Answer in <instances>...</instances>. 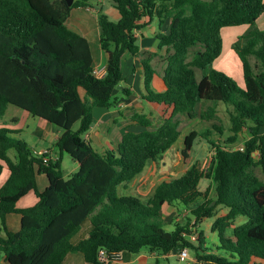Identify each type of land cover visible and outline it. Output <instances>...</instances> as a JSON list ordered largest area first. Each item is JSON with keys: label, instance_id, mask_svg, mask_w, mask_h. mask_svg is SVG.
Masks as SVG:
<instances>
[{"label": "trees", "instance_id": "trees-1", "mask_svg": "<svg viewBox=\"0 0 264 264\" xmlns=\"http://www.w3.org/2000/svg\"><path fill=\"white\" fill-rule=\"evenodd\" d=\"M110 1L119 17L112 20L101 10L97 15L105 66L97 77L87 38L66 24L73 8L91 6L93 0H74L71 5L65 0H0V119L11 104L60 130L54 142L57 159L44 160L14 136L15 130L0 127V176L7 170L0 184V251L5 261L64 264L68 254L80 253L86 263L101 264L100 249L122 252L124 260L144 249L165 254L187 247L199 262L260 264L264 261V30L257 29L255 21L264 12V0ZM154 20L157 47L165 52V89H151L155 69L150 58L143 57L142 99L161 123L149 128L151 118L134 112L131 118L144 129L127 130L114 148L101 151L85 138L93 109L114 107L116 91L130 93L118 86L126 80V59L142 54L135 31ZM244 24L249 27L231 45L241 63L244 85L239 87L212 64L222 52V28ZM192 47L196 48L188 59ZM195 69L202 71L199 79ZM204 100L227 106L231 134L221 145L208 137L209 129L205 133L192 129L183 138L180 155L187 159L201 136L214 150L209 167L200 168L193 161L180 176L164 178L145 200L119 194L118 187L131 182L176 142L177 115L195 117L197 104ZM201 117H216L215 106H207ZM244 128L249 136L241 150L235 145ZM64 154L78 164L68 178L61 166ZM39 174L47 180L42 191L36 184ZM203 179L209 180L206 187H201ZM30 191L37 202L18 208L16 202ZM164 204H182L190 216L166 230ZM218 207L226 212L214 219L211 230L217 231L220 246L217 253H206L203 231L194 240L188 237L190 221L213 217ZM11 213L20 215L15 231L5 224ZM238 216L246 220L235 225ZM230 226L232 238L223 235ZM84 229L85 236L79 237Z\"/></svg>", "mask_w": 264, "mask_h": 264}, {"label": "crops", "instance_id": "crops-1", "mask_svg": "<svg viewBox=\"0 0 264 264\" xmlns=\"http://www.w3.org/2000/svg\"><path fill=\"white\" fill-rule=\"evenodd\" d=\"M91 6L87 7H78V8H73L71 10L70 15L68 16L66 20L67 26L82 34L84 37L87 38L89 45H90V50H91V55H92V61H93V69L95 71H105V66H104V57L102 50L99 46V28L97 24V15L99 11L101 10L102 12L106 13L110 19L116 20L119 17V13L117 9L113 6L112 3H109L108 7L106 5V0H93ZM110 1V0H109ZM111 8V9H110ZM115 8V9H114ZM264 13V12H263ZM262 13V14H263ZM262 14L256 19L255 21V26H260L261 28H264V20L263 22L259 23V20L262 16ZM246 27H243L241 31L238 33L241 34L243 33L249 26L247 24H244ZM241 26V25H239ZM223 29V28H222ZM158 31V26L157 22L154 20L152 22H149L145 26L141 27L140 29H137L135 31V35L137 37V43L140 47V51L142 54L138 57H133L129 56L126 59L125 66H124V74L126 77V80L118 87L120 90L121 87L125 86L129 89L130 93L126 95H121L119 91H116V95L119 97L116 105L112 108H107V109H100V108H94L93 109V123L92 126L90 127L89 131L87 132V138L91 143L97 147L99 150L103 151L105 149H110L114 148L121 138V135L125 133L127 130H134V131H140L144 129L141 125L137 124L132 118L131 115L134 112H139L142 113V109L148 108V114H146L148 117L151 118V116L155 115L157 118V114L155 111L152 109L150 105H148L143 99L142 95L145 92L144 89V83H143V68L141 64V58L143 57H148L150 58V63L155 69V73L153 75L152 81H151V89L155 91H163L165 89V85L162 79V74H163V68L165 66V62L163 61L162 66L158 62H160V59L165 55L164 50H160L157 47V39L155 37L156 33ZM237 35V34H236ZM235 35V36H236ZM99 46V48H98ZM234 52V50H233ZM235 53V52H234ZM236 54V53H235ZM237 56V55H236ZM238 58V57H237ZM161 63V62H160ZM241 64V63H240ZM157 65V66H156ZM159 65V67H158ZM242 73V69H241ZM243 78V76H242ZM145 103L147 105H145ZM9 106V105H8ZM8 109V107H7ZM7 109L6 113L7 114ZM20 109V108H19ZM22 110V109H21ZM26 112L29 116L30 114ZM6 116V115H4ZM32 116V115H31ZM6 118L16 121L18 119L17 116H6ZM7 119V120H8ZM40 121L38 122V129L36 131V137L39 139L41 144L38 143L39 147L32 146V149L34 151H41V150H47L49 156H57L58 157V152L56 147H54V142L57 139L58 135L60 134V130H52V126L49 122L39 118ZM152 121V119H151ZM161 121V120H160ZM5 122V119H4ZM159 125V124H158ZM180 136V135H179ZM179 138V137H178ZM177 141V140H176ZM175 144V143H174ZM174 144L172 146H174ZM173 147H170L168 150H166L163 155L157 159L156 161H151L152 165H149L148 170L151 172L149 175L146 174L147 180L149 179H156L159 177L160 174H164V170H158L159 165L158 162L161 161L163 164L165 163V160L168 159L170 160L172 158L171 155V149ZM175 148V146H174ZM182 146H178L175 148V150L179 149V152L181 151ZM193 150V149H192ZM191 150V152H192ZM191 152L189 157H191ZM180 155V154H179ZM181 157V155H180ZM188 157V158H189ZM182 158V157H181ZM73 165H71L70 169L65 173L63 172L64 178H68L74 171L77 170L78 164L75 160H73ZM63 163V157L61 160V166ZM149 164V163H148ZM147 164V165H148ZM147 165L145 166L144 170L137 175L131 182L133 184H137L138 181L143 179L145 177L144 172L147 170ZM164 167V165L162 166ZM63 171V168H62ZM166 171H168L166 169ZM41 174L38 175L36 184L37 188L39 191H42L46 186H47V180L46 177L40 176ZM161 179L156 182V185L159 184L164 178L163 176L160 177ZM129 182L125 186H120L118 187V192L119 194H130L126 192H120V188L125 190L128 188ZM146 185V182H142V184H139L137 192L142 194V192H145L143 190V186ZM155 185V186H156ZM154 186V188H155ZM153 188V190H154ZM152 190V192H153ZM151 192V194H152ZM150 194V195H151ZM140 197L142 200H144L140 195L136 194H131ZM149 195V196H150ZM148 196V197H149ZM146 197V199L148 198ZM37 196L33 191L28 192L26 195L21 197L17 202L16 206L18 208H25L28 206H31L37 202ZM172 207V208H171ZM170 208V209H168ZM168 212L169 215L174 219L176 215H178L179 211L184 212L187 216H190L188 209L186 207L180 208L178 205H169V204H164L161 208V213L162 217L165 221L164 217V210ZM224 209V208H223ZM226 212V209L222 211V213L216 215L218 217L219 215L223 214ZM18 216V218H17ZM185 217V219H186ZM213 216V218H216ZM241 217L243 216H238L234 224L238 225L242 223ZM212 218V217H210ZM208 219V218H205ZM205 219L201 220L204 221ZM194 219H191L190 221V228H191V222L193 223ZM182 221V220H181ZM185 221V220H184ZM182 221V222H184ZM201 221L197 222V226L201 225ZM214 221V220H213ZM166 222V221H165ZM201 222V223H200ZM5 224L7 229L15 231L18 230L20 227V215L17 213H11L8 214L5 218ZM211 222H208V226H211ZM196 226V227H197ZM194 227V229H196ZM211 229V228H210ZM233 229V226L227 227L224 230V234L228 238H232V235H229ZM203 231L204 234V241L205 244L203 245V248L205 249L206 253H217V247L219 242V238H213V242L206 247L207 244V237L208 233L205 230L200 229ZM2 233V232H1ZM218 235V234H217ZM85 236V229L80 233L79 237H84ZM218 239V240H215ZM147 251V253H145ZM178 251H173L165 254H158L156 252L149 251L147 249L141 250L138 253H133L126 255L124 260L121 259H115L112 261L110 264H151V260H154L155 264H159L160 259L169 261L170 256H175V259L178 262H181L178 259ZM193 252V251H192ZM189 259H188V264H213L210 262H199L195 259L194 253L191 254L188 251ZM0 264H8L5 259L3 253L0 251ZM64 264H88L84 261L82 255L80 253H70L67 255L66 260Z\"/></svg>", "mask_w": 264, "mask_h": 264}, {"label": "rangeland", "instance_id": "rangeland-1", "mask_svg": "<svg viewBox=\"0 0 264 264\" xmlns=\"http://www.w3.org/2000/svg\"><path fill=\"white\" fill-rule=\"evenodd\" d=\"M112 3L109 0H106V5L105 6H109L108 4ZM111 9V8H110ZM115 9V8H114ZM264 20V13L262 14L259 23L263 22ZM243 27H246L245 25H241V26H227L224 27L222 29V38H223V48H222V52L220 54V56L213 62L212 67L224 72L225 74H227L228 76H230L239 87H243L244 82H243V78H242V73H241V64L239 59L237 58L236 54L233 52V49L231 48L232 43L237 39V37L240 35H238V33L241 31V29ZM257 29L259 30H264V28H261L259 25L256 26ZM237 34V35H236ZM242 34V33H241ZM236 35V36H235ZM99 48V46H98ZM196 47H192L189 50L188 53V59L191 58L194 49ZM160 59V62H158L160 64V66H162L163 61L165 62L164 56ZM223 62V64H222ZM250 62L251 64H254L256 62V60L254 59V57H250ZM157 66V65H156ZM159 67V65H158ZM258 69L255 68V71H257ZM202 74V71L200 69H195V76L196 78H200ZM145 105H147L145 103ZM207 106H215L216 108V117L214 118H203L201 117V113L206 110ZM144 114H148V108L142 109L141 111ZM6 116H17L18 119L14 122L8 118H6V116L2 117L0 119V127L5 126L8 129L11 130H15L16 133L14 134V136L18 139L24 140L26 143H28L31 147H39L38 143H40V141H38L39 139L36 137V131L38 129V122L40 121V119L38 117H34V116H29L26 112H24L23 110L19 109L18 107L14 106V105H9L8 109H7V114H5ZM5 119L6 123H3ZM8 119V120H7ZM152 119V125L149 128H155L158 126V124L161 123L160 118L156 117L155 115L151 116ZM177 119L179 121V131H180V136L177 139V141L175 142L174 146L175 148H177L178 146H183V138L185 136V134H187L190 130L195 129L197 130L199 133H205V131H207L209 129L210 134H209V138L221 145H224V141L225 139L231 134L230 132V120L228 117V113H227V106L223 103V102H214V101H200L197 106H196V113H195V117L190 118L188 117L186 114L182 113L177 115ZM213 124H216L217 126H219L221 128L220 131H217L213 128ZM77 123L74 124L73 128L76 129L77 128ZM87 136V133L85 135V138ZM248 132L246 130V128H244L239 135V141L236 143L235 147H238L239 145H242L243 140H245L246 138H248ZM194 146H193V150L191 152V157L184 159L180 157V152L179 149L175 150L174 146L171 149V155L172 158L170 160L166 159L165 163L163 164L161 161L158 162L159 168L158 170H164L165 173L164 174H160L158 178L156 179H148L147 180V175H149V173H151L148 170L149 165H152V162H149V164L147 165V170L144 172L145 177L143 179H141L140 181H138V183L135 185L133 184V182H131L128 186V188H126L125 190H123L122 188H120V192H126V193H130V194H136V195H140L144 200L146 199V197H148L154 186L156 185V182L158 180H160L163 176V178H167V177H177L180 176L190 165L191 163H193V161H197L198 164L200 165V168L203 169H207V167H209L211 161H212V156L214 153L213 147L208 143V141L201 137L198 136L194 142ZM14 151L10 150L9 151V155L13 158L14 157ZM73 159L68 155V154H64L63 155V163H62V168H63V172H67L71 165H73ZM164 165V167H162ZM166 169L168 171H166ZM40 176H43L42 174ZM38 177V176H37ZM45 177V176H44ZM7 178V170L4 169L2 171V174L0 176V184ZM142 182H146V185L143 186V190H145V192H142V194H140L139 192H137L138 186L139 184H142ZM209 183L208 179H203L201 181V187H206V185ZM180 208H184V206L182 204H177ZM172 208V207H171ZM170 209V208H168ZM225 210L222 207H218L215 217L216 215L222 213V211ZM164 217H165V221H166V230H172L174 227V222H178V223H184L186 221L185 217L188 214H185L182 211H179L178 215H176V217L173 219L171 217V215L168 214V212L166 211V209L163 212ZM18 218V216H17ZM242 222H244L246 220L245 217H241ZM184 222H182V221ZM214 218H208L205 219L204 221H201V225L197 226L199 224L196 225V221H194L193 223L191 222V228H190V235L188 236L190 239L194 240L196 239V235L199 233V231L205 230L208 233V237H207V244L206 247H208L209 244H211L213 242V238H219L218 237V233L217 231H212L208 226V222H213ZM212 225V224H211ZM197 226V227H196ZM194 227H196V229H194ZM229 235H232V231L229 232ZM223 235L226 237V235L223 233ZM218 240V239H215ZM218 247L220 246V242H218ZM187 248V247H186ZM189 253L193 254L192 249L187 248ZM220 253H224L223 251H219ZM147 253V251L145 252ZM151 260V264H155L153 259ZM188 260L187 261H181L178 262L175 259V256H170L169 261L160 259L159 264H188ZM260 264H264V261L260 262Z\"/></svg>", "mask_w": 264, "mask_h": 264}, {"label": "built area", "instance_id": "built-area-1", "mask_svg": "<svg viewBox=\"0 0 264 264\" xmlns=\"http://www.w3.org/2000/svg\"><path fill=\"white\" fill-rule=\"evenodd\" d=\"M104 72L93 70V73L97 77H101L104 74ZM238 148L242 150L243 149V146L242 145H239ZM35 153L38 156H41L44 160L57 159V156H54V157L49 156L47 150L35 151ZM121 258H122V252H111V253H107V251L104 250V249H100L99 250V261H100L101 264H110L115 259H121ZM178 259L180 261H187L189 259L188 249L186 247H183V248H181L179 250V252H178Z\"/></svg>", "mask_w": 264, "mask_h": 264}, {"label": "water", "instance_id": "water-1", "mask_svg": "<svg viewBox=\"0 0 264 264\" xmlns=\"http://www.w3.org/2000/svg\"><path fill=\"white\" fill-rule=\"evenodd\" d=\"M74 0H65V2L67 3V5H71L73 3ZM119 87V86H118ZM52 126V130H56L57 125L55 123H51Z\"/></svg>", "mask_w": 264, "mask_h": 264}, {"label": "bare ground", "instance_id": "bare-ground-1", "mask_svg": "<svg viewBox=\"0 0 264 264\" xmlns=\"http://www.w3.org/2000/svg\"><path fill=\"white\" fill-rule=\"evenodd\" d=\"M222 64H223V62H222Z\"/></svg>", "mask_w": 264, "mask_h": 264}]
</instances>
